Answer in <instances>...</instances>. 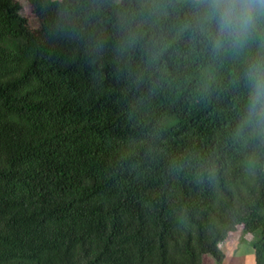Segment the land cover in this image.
I'll return each mask as SVG.
<instances>
[{"label": "trees", "instance_id": "16d2710c", "mask_svg": "<svg viewBox=\"0 0 264 264\" xmlns=\"http://www.w3.org/2000/svg\"><path fill=\"white\" fill-rule=\"evenodd\" d=\"M0 0V264H264V4ZM243 7L248 0H232ZM259 97V99H257Z\"/></svg>", "mask_w": 264, "mask_h": 264}, {"label": "rangeland", "instance_id": "374dc122", "mask_svg": "<svg viewBox=\"0 0 264 264\" xmlns=\"http://www.w3.org/2000/svg\"><path fill=\"white\" fill-rule=\"evenodd\" d=\"M19 1L24 4L26 12L24 26L32 30L38 40L43 39L41 24L37 16L31 11L28 0ZM253 237V233L240 228L229 233L225 239L217 242V246L222 253L221 259L216 261L211 255L201 252V264H255V255L251 247Z\"/></svg>", "mask_w": 264, "mask_h": 264}, {"label": "clouds", "instance_id": "9594fccd", "mask_svg": "<svg viewBox=\"0 0 264 264\" xmlns=\"http://www.w3.org/2000/svg\"><path fill=\"white\" fill-rule=\"evenodd\" d=\"M259 3L264 4V0H259ZM252 8V0H248L243 7H237L232 0H215L213 11L218 32L227 35L246 25L251 19Z\"/></svg>", "mask_w": 264, "mask_h": 264}]
</instances>
